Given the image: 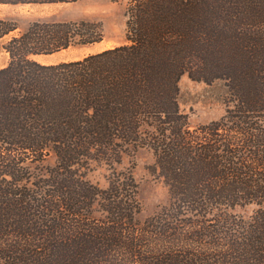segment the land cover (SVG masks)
<instances>
[{
    "label": "trees",
    "instance_id": "trees-1",
    "mask_svg": "<svg viewBox=\"0 0 264 264\" xmlns=\"http://www.w3.org/2000/svg\"><path fill=\"white\" fill-rule=\"evenodd\" d=\"M8 35L0 264H264V0H130L127 43L52 63L36 57L98 43L101 26L9 14ZM183 74L223 84L219 119L189 125ZM141 148L168 193L147 215L121 168Z\"/></svg>",
    "mask_w": 264,
    "mask_h": 264
},
{
    "label": "rangeland",
    "instance_id": "rangeland-1",
    "mask_svg": "<svg viewBox=\"0 0 264 264\" xmlns=\"http://www.w3.org/2000/svg\"><path fill=\"white\" fill-rule=\"evenodd\" d=\"M130 0H77L71 3L9 6L0 4V17L20 14L29 20L36 16L55 14L60 19L89 20L101 26L103 39L84 48H68L60 52L37 56L43 63L78 59L86 54L127 43L125 39L127 9ZM15 32L10 33V35ZM0 43L2 44L5 39ZM8 62V56L0 50V67ZM178 103L181 111L187 115L189 125H203L217 120L225 110V88L220 81L206 83L192 80L183 74L178 80ZM47 162H52V158ZM153 155L147 148L137 149L123 157L121 168L131 170L139 185L140 199L145 215L154 212L159 205L167 201V188L160 178L150 171ZM106 166L90 163L86 178L100 187L106 186Z\"/></svg>",
    "mask_w": 264,
    "mask_h": 264
}]
</instances>
